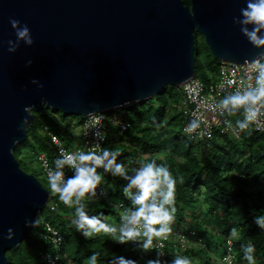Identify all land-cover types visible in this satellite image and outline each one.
<instances>
[{
	"label": "water",
	"instance_id": "1",
	"mask_svg": "<svg viewBox=\"0 0 264 264\" xmlns=\"http://www.w3.org/2000/svg\"><path fill=\"white\" fill-rule=\"evenodd\" d=\"M244 6V0H189V6L181 0H0V233L12 228L16 234L0 240V264H9L6 254L32 234L25 220L50 200L14 156L27 138L17 130L28 115L24 108L36 112L32 126L49 110L42 100L52 112L85 118L146 103L166 87L179 89L196 77V34L217 62L245 64L259 50L233 23ZM10 18L27 24L31 47L21 42L8 51L7 42L16 39Z\"/></svg>",
	"mask_w": 264,
	"mask_h": 264
},
{
	"label": "trees",
	"instance_id": "2",
	"mask_svg": "<svg viewBox=\"0 0 264 264\" xmlns=\"http://www.w3.org/2000/svg\"><path fill=\"white\" fill-rule=\"evenodd\" d=\"M183 1L187 3L188 0ZM218 66L219 62L214 60L203 38L196 34V78L205 85L215 81ZM180 97V89L166 87L162 95L146 103L126 107L131 124L129 131L108 139L105 147L115 148L121 153L118 162L125 163L129 172L141 162L154 159L157 163L165 164L177 178L174 222L192 229L202 239L205 248L196 246L194 240L190 239L189 249L183 253L169 251L163 260L170 262L174 255L180 254L188 256L192 264H219L224 254L217 258L212 253L221 244L226 250L225 239L229 238V230L236 227L240 234V240L232 242L236 264H246L241 258L240 243L254 244L257 264H264V233L253 223L254 215L264 214V135L250 127L248 132L241 133L239 141L229 136H219L205 142L186 141L182 133L184 119L169 104V101L177 98L178 104ZM236 118L229 117L233 121ZM72 120L77 121L79 126L82 122L80 117H65L50 110L35 116L33 125L27 131L26 141L14 150L19 166L22 152L32 155L34 159V155L44 154L54 166L56 148L42 129L46 126L64 143L70 139L71 133L68 126L63 124H69ZM178 159L183 162L178 163ZM124 183L105 175L103 185L109 188L114 201H85L89 214L103 212L106 222L112 216L116 220L114 224L118 225L119 218L113 204L127 201L121 190ZM56 205L55 211L45 208L41 216L44 223L53 225L63 236L58 264H88L87 258L92 252L101 254V264H110L114 256L144 264L132 248L125 250L126 245L114 243L111 236L101 235L84 240L70 225L72 210L62 202ZM34 239L38 243L32 241ZM42 252H52V248L43 240H38L33 230L30 237L18 249L9 251L6 257L9 264H45L39 257ZM151 257L156 256L152 254Z\"/></svg>",
	"mask_w": 264,
	"mask_h": 264
},
{
	"label": "clouds",
	"instance_id": "3",
	"mask_svg": "<svg viewBox=\"0 0 264 264\" xmlns=\"http://www.w3.org/2000/svg\"><path fill=\"white\" fill-rule=\"evenodd\" d=\"M246 6L241 7L239 16L233 17L234 25L239 27L241 34L253 46L259 50L256 57L246 60L250 75L247 82L242 81V87L233 90L218 100L215 111L223 118L226 131L237 134L248 132L253 124L259 125L264 118V0H244ZM191 13V9H189ZM9 23L15 32V41L9 40L8 51L15 53L21 42L31 47L34 40L27 24H22L17 19L10 18ZM31 60L27 62L30 66ZM32 84L39 88L44 85L33 79ZM132 101H125V105ZM139 104V100L136 101ZM42 106L48 107V102L42 100ZM24 112L28 115L22 119L21 127L17 130L28 131L29 117H34L33 106H26ZM87 117L93 121L91 132L96 144L90 146L88 151L64 152L61 151L53 161V167L46 172L48 189L51 194L58 197L59 201L72 210L70 225L84 240H92L101 235L112 237L114 243L120 245L131 244L143 254L156 251L154 241L167 239L172 233V225L175 221L176 208V185L177 178L163 163L153 160L141 162L138 167L129 172L125 163L118 162L121 153L115 148L103 147L102 142L106 133L102 131L105 116L100 112H89ZM229 117H238L234 121ZM113 127H123L117 118ZM205 121L199 115H193L183 128V133L190 139H200L203 136L200 130ZM209 138L211 136L208 133ZM99 148V150H97ZM13 154V153H12ZM65 169L71 171L66 175ZM102 170V171H100ZM108 175L124 181L122 193L129 204L123 201L113 204L120 209L119 224H110L105 221L104 213L90 215L85 201L98 202L101 197H106L107 192L102 187L104 176ZM44 218L41 212H37L32 219L25 220V227L32 228L41 240L57 247L62 243V236L49 229L41 228ZM253 223L264 233V214L254 215ZM39 229V230H38ZM48 232H52L51 237ZM12 228L7 234L0 233V240L12 241L15 238ZM229 243L240 240V234L236 227L229 230ZM241 258L246 264H257L256 248L251 243H240ZM100 253L92 252L88 256V264H101ZM163 252L156 251L154 259H148L146 264H192V260L186 255L176 254L170 262L162 259ZM47 264H56L59 257L49 254ZM110 264H138L136 260L123 256H114Z\"/></svg>",
	"mask_w": 264,
	"mask_h": 264
},
{
	"label": "built area",
	"instance_id": "4",
	"mask_svg": "<svg viewBox=\"0 0 264 264\" xmlns=\"http://www.w3.org/2000/svg\"><path fill=\"white\" fill-rule=\"evenodd\" d=\"M250 75L248 66L246 64H234L229 62H221L218 66V73L216 80L205 85L194 77L192 80L185 82L181 85L179 88L181 90V97L179 101V113L182 115L184 119V123L182 126V133L183 128L188 123V121L193 117V115H199L201 118L205 121L204 124H202L201 129L198 130L201 133H203L202 138L200 139H190L188 138L184 133L183 135L188 139L190 142H205L213 140L215 137L219 136H229L234 141H239L241 138V133L237 134L232 131H226L225 126L223 124V118L219 117V114L217 111H215V105L218 102L220 98H222L224 95H227L228 93L232 92L235 89L242 87V81L247 82V77ZM105 116L104 119V127L102 131H104L107 135L105 140L102 142V146L105 147V144L107 143L108 139L110 138H116L117 136H121L125 133H127L130 129V119L128 116V112L126 108H122L120 110L111 112V113H102ZM119 119L121 121V124L123 127L116 126L113 127V121L115 119ZM93 125V121L89 117L82 118V122L80 124V132L78 135V143L76 149H71L65 146V144L59 139L58 136H56L53 132H51L46 126L43 127L42 132L44 135H46L51 144L56 148L57 156L60 154L61 151L72 153V152H79V151H88L91 145L96 144L97 141L94 139V136L91 132ZM251 129L259 134L264 135V118H261V123L259 125L253 124L251 126ZM210 132L211 136L209 138L208 133ZM99 150V148L97 149ZM262 154L264 156V145H263V151ZM35 160L40 165L44 176L46 177V172L48 168L53 167L52 164L49 162L47 157L44 154H36ZM66 175H71V171L68 169H65ZM104 190L107 192L106 197H101L100 200H103L105 202L108 201V197L110 192H108V188L102 185ZM124 204H129L128 201H123ZM118 204V203H116ZM46 208L49 209V211H55L57 208L56 203H53L50 200L46 206ZM118 218H119V211L120 209L117 207H114ZM42 229L45 231H48L51 229L54 232L59 233L61 236L62 234L60 231L55 228L50 223H44L42 226ZM172 233L167 237V239H159L154 241V247L156 245H162V247H156V251H160L164 253V256L162 259H165L168 255L169 251L172 252H180L183 253L187 249L191 247L190 239L194 240V243L196 246H199L201 248H205V245L203 244V241L201 238L197 237L196 233L190 229L185 224H178L177 222H174L172 225ZM49 236L51 237L52 232H48ZM36 238L38 240H41L40 237L35 234ZM63 238V236H62ZM226 241V250L224 253L223 258L219 262V264H236L235 257L233 254V243H229V238L225 239ZM62 243L57 247L56 245H53L50 243V246L52 248V252H42L40 253L39 257L47 264L46 257L51 254L54 257H59L58 260H56V264L60 261V249ZM130 247L135 251L137 258L144 262L146 264V261L148 259H154V257H151L152 254L156 256V251H152L148 254H143L142 252L136 250L131 244Z\"/></svg>",
	"mask_w": 264,
	"mask_h": 264
},
{
	"label": "rangeland",
	"instance_id": "5",
	"mask_svg": "<svg viewBox=\"0 0 264 264\" xmlns=\"http://www.w3.org/2000/svg\"><path fill=\"white\" fill-rule=\"evenodd\" d=\"M186 6H189V0L187 1V3H185L183 0H181ZM200 41V40H199ZM178 101L177 99H173L172 101H169V104L171 105V107L176 108L177 110H179V102L178 104H176ZM68 126L69 130H70V139L68 141H65L64 144L68 147H71V149H76L77 148V143H78V135L80 132V126L79 123L77 121L72 120L69 124L65 123L63 124V126ZM183 139H185L186 141H188V139L183 135ZM70 145V146H69ZM195 152V151H194ZM159 158V156H157ZM20 161H21V169L29 174V175H33L35 176L47 189H48V184H47V178L44 176V173L40 167V165L36 162V160L34 159V157H32V155L26 154L25 152H22V154L19 157ZM178 163H182L183 161L181 160H177ZM180 163V164H181ZM49 190V189H48ZM108 192H109V188H108ZM50 193V191H49ZM50 197H51V201L53 203L59 204L61 203L58 199V197L54 194L50 193ZM108 201L109 202H113V198L111 197V195L109 194L108 197ZM114 209V208H113ZM114 222H116L115 217H109L107 219V223L110 224H114ZM32 241H35L32 240ZM36 243H38V241H35ZM130 245H126L125 246V250L129 251L130 249ZM224 250H225V246L224 244H221L220 246H218V248L213 251V255H215L217 258H221L224 254ZM197 263V261H196Z\"/></svg>",
	"mask_w": 264,
	"mask_h": 264
}]
</instances>
